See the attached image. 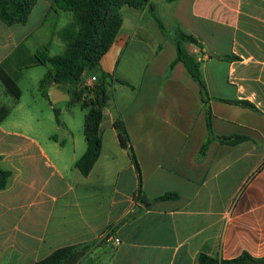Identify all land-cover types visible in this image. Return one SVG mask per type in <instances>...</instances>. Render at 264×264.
<instances>
[{
  "label": "crops",
  "instance_id": "crops-1",
  "mask_svg": "<svg viewBox=\"0 0 264 264\" xmlns=\"http://www.w3.org/2000/svg\"><path fill=\"white\" fill-rule=\"evenodd\" d=\"M150 2L167 30L199 41L185 42L186 50L201 63L207 94L177 61L175 42L149 9L129 6L132 16L126 23L123 15L100 64L113 78L111 99L101 124V154L88 175L76 168L87 143L61 120L62 140L40 136L35 127L41 118L22 96L14 101L15 119L7 123L10 106L0 122V166L11 173L0 189V264H34L78 244L86 248L75 264H211L200 262V255L264 256V0ZM52 10L49 0H38L27 24L0 21V65L15 79L16 71L45 65L32 60L38 48L30 40ZM148 13L151 21L142 22ZM59 43L64 46L61 38ZM92 77H84L83 85ZM70 88L49 84V109L69 102ZM118 118L139 169L120 144ZM233 135L250 139L220 140ZM167 192L177 197L154 200Z\"/></svg>",
  "mask_w": 264,
  "mask_h": 264
},
{
  "label": "trees",
  "instance_id": "trees-1",
  "mask_svg": "<svg viewBox=\"0 0 264 264\" xmlns=\"http://www.w3.org/2000/svg\"><path fill=\"white\" fill-rule=\"evenodd\" d=\"M51 8L69 11L74 14V21L59 31L66 48L63 53L50 55L38 50V58L42 64L48 65L49 70L40 81L42 93L47 96L46 87L51 83L69 84L72 99L69 105L81 103L87 109L84 135L87 148L84 154L77 160L76 168L83 175H88L98 160L102 149L101 124L104 119V111L111 99L108 87L111 84L110 75L100 68L103 56L108 52L123 24L122 7L128 5L137 9L148 8L155 17L162 32L175 42L178 50L177 61H182L187 66L192 77L200 84L202 92L207 94V87L201 72V63L198 62L186 49H183L180 40L199 45V41L192 35L181 30L169 31L163 21L155 15V5L150 0H49ZM38 0H0V21L11 26L14 24H27L30 15L37 5ZM48 50V49H47ZM42 55V57H41ZM92 72L94 77L93 86L83 85L86 73ZM129 84L121 79L113 81ZM0 82L5 87V92L18 102L22 96V90L17 80L0 65ZM246 106L254 107L248 101H235ZM57 122L60 123L59 110L55 109ZM10 113L7 105H0V122H3ZM207 122L212 133L211 109L207 108ZM118 130L120 144L127 149L137 169L139 164L133 146L131 145L126 125L122 118L114 122ZM245 135H233L221 137L222 142L237 144L249 140ZM207 143L202 147L205 150ZM2 157L0 156V161ZM10 171L0 166V189L7 186ZM177 193L167 192L155 201L175 199ZM143 202H148L145 198ZM86 245H66L53 250L49 255L39 259L34 264H75L84 254ZM202 263L211 264H264L263 257H254L248 252H243L232 259H215L201 254Z\"/></svg>",
  "mask_w": 264,
  "mask_h": 264
},
{
  "label": "rangeland",
  "instance_id": "rangeland-1",
  "mask_svg": "<svg viewBox=\"0 0 264 264\" xmlns=\"http://www.w3.org/2000/svg\"><path fill=\"white\" fill-rule=\"evenodd\" d=\"M129 6H123L122 12L126 19V23L129 21V18L132 16L130 14ZM151 14L148 13L141 18L142 22L151 21ZM36 21V16L31 19L30 24L33 25ZM74 21V14L69 11L56 10L53 9L51 14L48 16L47 21L43 28L40 30V34H35L33 38L30 40V47L34 48L37 44L38 50L43 51L44 53H49L52 55L61 54L64 52L66 48V44L64 42V46L59 43V39L61 38L59 35L60 29L69 25ZM154 28V26H153ZM57 32L58 36H54V33ZM44 42V43H43ZM42 43V45H40ZM180 44L183 49H187V45L185 41L180 40ZM149 44L147 43V46ZM48 49V50H47ZM38 51L33 56L32 60H37ZM42 57V55H41ZM47 66L40 65L38 68L30 69V70H22L16 71V80L22 90V101L28 105L34 106L35 111L38 113V116L41 118L40 124L38 127H35V132L41 135H56L60 140L64 138L65 128L64 126H60L57 122L56 114L54 110L49 109V103L47 99L42 96L39 91V79L44 76L46 73ZM91 72L86 73L85 78L90 76ZM5 87L0 82V99L2 103L5 105L11 106L12 116L9 118V123L11 120L15 119L18 115L19 110L14 108V98L11 95H4ZM59 110V118L60 120L67 126L68 128L74 132L76 138L79 142L86 144L85 135H84V123L85 117L87 113V109L83 108L81 103H74L69 105L67 103H61L57 105ZM71 142L67 141V153L72 154L73 146ZM75 169V166L73 167Z\"/></svg>",
  "mask_w": 264,
  "mask_h": 264
},
{
  "label": "built area",
  "instance_id": "built-area-1",
  "mask_svg": "<svg viewBox=\"0 0 264 264\" xmlns=\"http://www.w3.org/2000/svg\"><path fill=\"white\" fill-rule=\"evenodd\" d=\"M94 84V77L90 78L87 82L86 85L93 86ZM115 243L119 244L121 242L119 237H112Z\"/></svg>",
  "mask_w": 264,
  "mask_h": 264
},
{
  "label": "water",
  "instance_id": "water-1",
  "mask_svg": "<svg viewBox=\"0 0 264 264\" xmlns=\"http://www.w3.org/2000/svg\"><path fill=\"white\" fill-rule=\"evenodd\" d=\"M150 203L147 204V206L149 205Z\"/></svg>",
  "mask_w": 264,
  "mask_h": 264
}]
</instances>
